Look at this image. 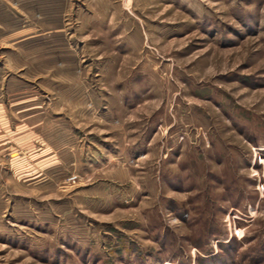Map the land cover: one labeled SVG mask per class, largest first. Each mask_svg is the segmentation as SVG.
I'll return each mask as SVG.
<instances>
[{"label":"rangeland","instance_id":"1","mask_svg":"<svg viewBox=\"0 0 264 264\" xmlns=\"http://www.w3.org/2000/svg\"><path fill=\"white\" fill-rule=\"evenodd\" d=\"M0 264H264V0H0Z\"/></svg>","mask_w":264,"mask_h":264}]
</instances>
